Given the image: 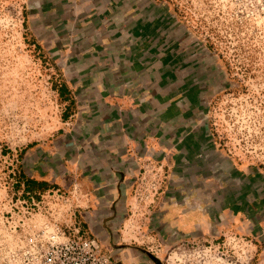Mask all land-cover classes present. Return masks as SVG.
<instances>
[{
    "label": "crops",
    "instance_id": "crops-1",
    "mask_svg": "<svg viewBox=\"0 0 264 264\" xmlns=\"http://www.w3.org/2000/svg\"><path fill=\"white\" fill-rule=\"evenodd\" d=\"M32 3L28 37L62 76L72 128L59 144L76 159L65 176L76 177L84 229L120 237L143 213L145 235L199 236L214 220L244 226V217L264 226V177L225 156L207 121L217 67L159 2ZM149 161L170 172L171 190L140 211L134 189Z\"/></svg>",
    "mask_w": 264,
    "mask_h": 264
},
{
    "label": "rangeland",
    "instance_id": "rangeland-1",
    "mask_svg": "<svg viewBox=\"0 0 264 264\" xmlns=\"http://www.w3.org/2000/svg\"><path fill=\"white\" fill-rule=\"evenodd\" d=\"M155 1L217 67L220 82L207 113L217 147L264 177V0ZM32 4L0 0V264H17L27 232L43 222L80 227L119 264H264V226L248 217L244 226L214 220L199 236L145 235L148 213L128 219L120 237L83 228L76 177L65 176L76 159L59 144L72 128L62 121V76L28 37ZM43 173L47 180L37 178ZM171 182L161 164L147 162L134 189L137 209L153 206Z\"/></svg>",
    "mask_w": 264,
    "mask_h": 264
},
{
    "label": "built area",
    "instance_id": "built-area-1",
    "mask_svg": "<svg viewBox=\"0 0 264 264\" xmlns=\"http://www.w3.org/2000/svg\"><path fill=\"white\" fill-rule=\"evenodd\" d=\"M17 264H119L80 227L43 222L30 229Z\"/></svg>",
    "mask_w": 264,
    "mask_h": 264
},
{
    "label": "trees",
    "instance_id": "trees-1",
    "mask_svg": "<svg viewBox=\"0 0 264 264\" xmlns=\"http://www.w3.org/2000/svg\"><path fill=\"white\" fill-rule=\"evenodd\" d=\"M28 181H26V183H27ZM25 184V183H24ZM26 188H28V187H26Z\"/></svg>",
    "mask_w": 264,
    "mask_h": 264
}]
</instances>
